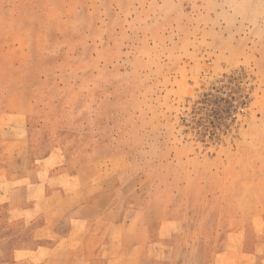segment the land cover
Masks as SVG:
<instances>
[{
  "label": "rangeland",
  "instance_id": "374dc122",
  "mask_svg": "<svg viewBox=\"0 0 264 264\" xmlns=\"http://www.w3.org/2000/svg\"><path fill=\"white\" fill-rule=\"evenodd\" d=\"M46 158L121 169L143 264H264V0H0V169Z\"/></svg>",
  "mask_w": 264,
  "mask_h": 264
},
{
  "label": "crops",
  "instance_id": "0c3cea01",
  "mask_svg": "<svg viewBox=\"0 0 264 264\" xmlns=\"http://www.w3.org/2000/svg\"><path fill=\"white\" fill-rule=\"evenodd\" d=\"M49 159L0 169V206L9 209L0 221L24 229L8 264H143L157 252L153 223L116 198L121 169H80L75 158L44 167Z\"/></svg>",
  "mask_w": 264,
  "mask_h": 264
}]
</instances>
